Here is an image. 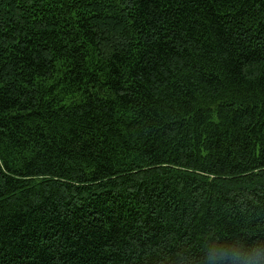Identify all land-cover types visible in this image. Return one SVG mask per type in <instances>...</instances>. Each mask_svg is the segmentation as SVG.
I'll return each mask as SVG.
<instances>
[{"label": "trees", "instance_id": "1", "mask_svg": "<svg viewBox=\"0 0 264 264\" xmlns=\"http://www.w3.org/2000/svg\"><path fill=\"white\" fill-rule=\"evenodd\" d=\"M253 247L264 0H0V264Z\"/></svg>", "mask_w": 264, "mask_h": 264}, {"label": "clouds", "instance_id": "2", "mask_svg": "<svg viewBox=\"0 0 264 264\" xmlns=\"http://www.w3.org/2000/svg\"><path fill=\"white\" fill-rule=\"evenodd\" d=\"M220 258L236 257L239 264H264V251L258 247H253L246 254L238 255L236 253L225 252L224 250H216Z\"/></svg>", "mask_w": 264, "mask_h": 264}]
</instances>
